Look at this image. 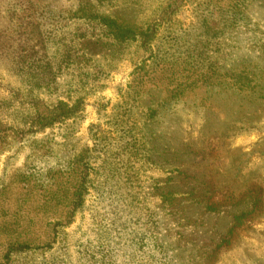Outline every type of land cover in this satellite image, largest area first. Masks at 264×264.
Listing matches in <instances>:
<instances>
[{
    "label": "rangeland",
    "instance_id": "1",
    "mask_svg": "<svg viewBox=\"0 0 264 264\" xmlns=\"http://www.w3.org/2000/svg\"><path fill=\"white\" fill-rule=\"evenodd\" d=\"M28 1L0 0L10 58L19 14L24 33L84 34L68 42L78 52L96 44H84L88 69L73 63L57 83L22 79L0 52V264H264V86L226 88L240 72L264 79V53L250 46L264 37V0ZM85 2L134 30L163 22L149 49H118L62 19ZM30 5L55 14L37 23ZM220 21L247 39L221 35V51L195 57L200 22L213 32ZM55 48L43 62L54 65ZM76 99L73 116L39 125L49 106ZM180 171L218 207L177 195L162 208L158 186L172 177L180 188Z\"/></svg>",
    "mask_w": 264,
    "mask_h": 264
},
{
    "label": "trees",
    "instance_id": "2",
    "mask_svg": "<svg viewBox=\"0 0 264 264\" xmlns=\"http://www.w3.org/2000/svg\"><path fill=\"white\" fill-rule=\"evenodd\" d=\"M31 3L32 1L29 0L27 4ZM30 9V14L32 17L30 16V14L27 15L29 17L28 20L30 21V17L31 19L37 18V23L42 22V19L45 17L46 13L52 15L55 14L50 6H45L41 10L36 6L32 7V5H30L29 10ZM60 13L62 14V12ZM62 19L67 20V22L75 23H81L83 21L88 24L89 28H99L104 36H106L109 41L111 40L112 44L118 47V49L127 47L128 45H130V43H136V41H139V47L142 46L145 49H149V43L151 41L150 39L157 33L159 26L163 22L159 18L158 20H154L153 23L148 24L144 29L141 28V30H134L124 27L116 18L98 13L93 9L92 6L88 5L86 2L79 3L73 10H70L68 16H63ZM24 23L25 22L22 18V14H19L17 22H15V24L17 25L15 31L18 38L16 41L17 45H15L17 47V50H21L17 51V54H13L10 58L7 53L8 47L11 46L10 42L8 43L10 45L6 46L7 43L3 40H0V52L5 57L8 56L7 59L10 58V63L12 64L11 69L16 70L17 73L21 77H23L22 79H28V81H30V77H37V79L42 83L43 80L48 77V79L45 80H51L53 81V83H57L56 80L58 79V76L61 74H65L66 69L71 64L81 63L80 70L83 68H87L86 61H88L89 58L85 57L83 59L82 56H85L87 53L89 54L92 51H90L88 48H86L87 50H85V47L88 46L84 44L90 42L93 43L92 45L94 47V44L96 43L88 41L86 39L82 42H78V45L84 46L82 47L84 48V52H78V50H75L73 47H71V44H69L68 46V42H72L73 44L76 39L80 40L81 37H86L84 34L77 35L74 31L70 34V37H67L62 35V31L52 30L50 32H47L45 36H43L42 34H35V36H33L31 33L23 32L26 27ZM199 25V27H202L198 30V35H200L201 38L198 39L197 35V37L191 40V43H194L193 52H195V57H202V54H205L203 56L205 59L209 57V51L216 49L217 52L221 51L224 45L221 35L227 34V38L231 39L233 37L232 33H234L235 35L241 36L242 40L247 39L246 34H243V31H245L246 28H244L243 31L242 29L240 30L237 22H233L229 26L228 24H224L222 21H220L219 31H217L216 28L213 30V32L208 30L210 28L209 26L203 28V24L201 22ZM167 26H169V24H167ZM57 27L62 28V24ZM90 31L91 32L89 35L95 36V34L93 33V29H90ZM241 31L243 35H240ZM48 46L56 47L55 53L58 55V57L56 58V60H54V65H51L48 61L43 62V58L46 55L45 52L48 50ZM212 46H214L215 49H212ZM250 46L253 48V50L255 47L258 53H264V37L256 38L255 41L251 42ZM138 69H141V67H139ZM195 70L196 72H199V74H201L200 72L206 71L209 74L208 78H212L216 73L215 68L198 67L195 68ZM80 73L83 74L85 72L80 71ZM94 73H96V71ZM262 82H264V79H256L253 73L249 72L248 74L245 72H240L238 81L234 82V84L226 88H233L238 92H253V94H256L259 92V89L264 86L262 85ZM181 85V83H177L176 87H179ZM81 101L82 99L80 100V102L79 99H76L71 103L69 101L60 100L56 105L49 106L46 114L39 117V125H49L50 121L62 120L64 118L73 116L78 110ZM31 123H33V121ZM180 173L181 171L178 173L177 179V182L180 184V188L176 187L175 184L173 187H171L170 180H172V177L168 178L158 186L159 195L163 203L162 208H172L174 206H177V203H172L177 195L190 204L196 201L197 204H199L205 211L218 207V205L214 204V202H208V200L210 199V191L203 188L202 182L197 183V181H194V179L192 180L193 177H189L186 179L179 178Z\"/></svg>",
    "mask_w": 264,
    "mask_h": 264
}]
</instances>
